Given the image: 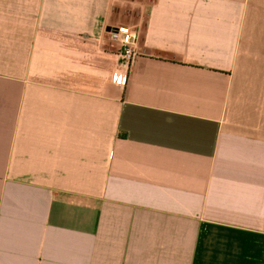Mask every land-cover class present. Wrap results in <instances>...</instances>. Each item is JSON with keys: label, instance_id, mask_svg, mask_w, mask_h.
<instances>
[{"label": "crops", "instance_id": "obj_1", "mask_svg": "<svg viewBox=\"0 0 264 264\" xmlns=\"http://www.w3.org/2000/svg\"><path fill=\"white\" fill-rule=\"evenodd\" d=\"M0 264H264V0H0Z\"/></svg>", "mask_w": 264, "mask_h": 264}, {"label": "built area", "instance_id": "obj_2", "mask_svg": "<svg viewBox=\"0 0 264 264\" xmlns=\"http://www.w3.org/2000/svg\"><path fill=\"white\" fill-rule=\"evenodd\" d=\"M115 36L119 42V58H120V74L118 84L123 86L125 84L129 67L136 57L135 46L138 35L135 29L127 26H119L115 29Z\"/></svg>", "mask_w": 264, "mask_h": 264}]
</instances>
